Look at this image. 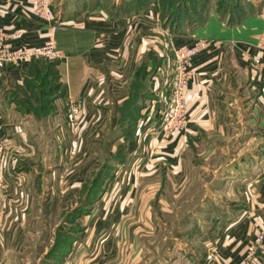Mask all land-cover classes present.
Wrapping results in <instances>:
<instances>
[{
    "label": "crops",
    "instance_id": "obj_1",
    "mask_svg": "<svg viewBox=\"0 0 264 264\" xmlns=\"http://www.w3.org/2000/svg\"><path fill=\"white\" fill-rule=\"evenodd\" d=\"M260 2L254 0L246 17L222 16L212 8L204 25L175 33L160 23L157 1L140 7L136 0H52L60 25L55 38L61 58L0 68V144L6 140L11 149L5 158L17 166L37 156L24 180L33 172L39 178L37 166L51 169L57 157L75 162L79 168L71 171L74 174L69 167L66 172L71 184L44 193L69 197L83 189L91 167L86 163L100 156L94 148L112 133L105 142L132 169L128 195L134 196V203L118 209L125 214L114 224L118 228L126 223L128 233L146 232L144 239L149 240L165 226L167 214L175 212L170 216L175 219L190 204L189 170L192 163L201 162L208 165L199 170L201 177L213 178L208 199L192 214L180 215L188 223L183 225L189 227L186 231L196 230L191 241L200 244L184 246L183 233H178L183 264L204 263L208 242L220 253L214 255L215 264H241L258 235L263 237L258 264H264V72L255 65V59L264 60V1L262 7ZM33 4L34 0H0V30L7 35L24 32L20 39H9L14 49H38L48 37L50 25L33 15ZM199 39L211 43L192 62L195 76L189 86L186 131L166 139L162 121L156 118L144 127L145 134L127 138L122 132L128 131L133 113L131 99L140 101L141 119L158 111L163 92L170 95L175 83V50ZM39 94L46 97L38 102ZM42 101L47 112L39 118ZM44 147L53 153L45 155ZM38 192L33 180L0 187V211L13 213L2 224L31 226L33 220L18 213L23 204L25 211H37L32 196ZM8 195L24 202L7 206Z\"/></svg>",
    "mask_w": 264,
    "mask_h": 264
},
{
    "label": "rangeland",
    "instance_id": "obj_2",
    "mask_svg": "<svg viewBox=\"0 0 264 264\" xmlns=\"http://www.w3.org/2000/svg\"><path fill=\"white\" fill-rule=\"evenodd\" d=\"M184 1L186 0H159L158 10H161L163 15H168L172 12L176 13L177 5ZM193 2L194 5L198 6L196 8L198 13L203 15V21H197L199 24L195 25V29L204 25L212 8L216 9V13H223L222 2L227 7L237 3L241 7L245 6L246 11H249L248 7L254 6V0H193ZM262 4L264 5V2ZM160 21L161 24L164 23L162 17ZM199 40L204 41V39ZM171 94L172 92L170 95L163 92L162 97L172 100ZM130 105L131 109H134L133 104ZM106 135L108 136L104 140L99 138L98 147L94 148V151H97L100 156L93 157L91 163H86L89 167L91 166L86 180V183H88L86 188L81 189L80 192H78L79 190L76 191L79 194L69 197H61V195L55 194V198L54 196L53 198L46 196L44 193L47 190H52V187L60 189V191L65 189L63 187L70 185L72 182L70 178H67V168H70L69 172L71 173V171L75 172L79 166L75 162L68 164L64 158L60 159L61 157H57V160L53 162L54 164H51L52 167L50 165L51 169L47 165L37 166L39 168L37 170L40 173L39 178L33 172L32 176L28 180L25 179V181L22 176L29 174L30 169L34 166L32 163L37 164L38 160L35 159L37 156L30 158L28 162L25 161L24 164L19 163L16 166L13 164L12 159L5 158V156L11 155L9 151L11 149L5 146L7 145L6 140L2 141V144H0V155L3 156L0 157V187L12 188L20 183L25 185L27 181H30L31 184L33 180L39 192L36 193L37 195L32 196L36 201L35 208L38 212L25 211L27 205L23 204L21 209L23 211L18 213L31 218L33 220L31 226L22 225L23 227L20 228L5 227L2 224L4 222L2 220L4 218L9 219V216L13 213L0 211V254L4 255L3 258H0V264H183L184 260L181 255H178L179 249H183V246L178 242L179 239H176L178 233L182 232V240L188 241L183 242L181 240V243L185 244L184 246L195 248L200 245L196 241H191L196 230L189 229L186 231V228L189 227L183 225L188 223L183 221L184 219L180 215L184 213L183 216L186 217L192 214L194 208H198L204 199H208V185L212 183L211 179L213 177H205L204 179L199 174V170H203L202 166L208 165L201 162L192 163L190 170L193 171L189 170V174L192 177L186 184V187L190 190V204H186V207L181 208V212L178 213L179 216L175 219L170 217L172 214H176L175 212L167 214L165 218L167 223L164 222L165 226L159 231L157 230L156 236L151 238V240H149V237L144 239V236H148L146 232H141L138 235L137 230L136 232L131 230L128 233L126 223L120 224L122 228H117L114 224L116 220L121 219L125 214L121 216V213L117 212L118 209L126 208L130 202L134 203V196L130 197L128 195V188L132 183L130 179L132 177V175L130 176L132 169L130 170V166L127 168L126 163L116 162L114 154L116 155L118 152H115L116 149L111 148L105 142L113 134L107 133ZM51 152L53 153V149H49V153H46L44 147L45 155H50ZM14 154L27 157L29 153L14 152ZM105 159L113 163V169L111 173L107 172L105 178H102V172L104 170L107 171L109 168L102 165L105 163ZM12 167L17 168V171H14ZM13 172L17 173L16 176H12ZM73 174L71 173L70 175ZM10 181L14 182L12 186L9 183ZM41 190L43 191L42 193ZM90 197H93L92 203L89 201ZM50 198H52V202L47 205V200ZM59 200H63V205L59 204ZM22 202L24 201H15L14 196H7V206L10 204L11 206L19 207ZM189 208L191 209L190 211H188ZM76 209L79 210V213H77L78 210ZM14 214L16 215L17 213ZM34 217H37L38 222L34 220ZM121 221L125 222L126 220L122 219ZM100 223H102L101 226ZM133 232L135 235L132 234ZM258 238L259 241H262L263 237L258 235ZM3 239H5V243ZM134 240L135 245H137L133 247L132 243ZM259 241L250 246L241 264H246L247 256L251 255L252 252H255L256 255V251L258 253L256 258L259 260ZM107 243H110L108 248ZM212 247L211 242H208V247L206 246V248L209 257L202 264H215V256L220 253L216 246Z\"/></svg>",
    "mask_w": 264,
    "mask_h": 264
},
{
    "label": "built area",
    "instance_id": "obj_3",
    "mask_svg": "<svg viewBox=\"0 0 264 264\" xmlns=\"http://www.w3.org/2000/svg\"><path fill=\"white\" fill-rule=\"evenodd\" d=\"M32 13L50 25V31L44 45L38 49H14L9 43V39H20L24 32L18 31L12 35H7L0 30V68L6 64H21L37 59L58 60L61 58L62 55L58 51L55 38L60 25H58L53 12L52 0H34ZM210 43L208 40H198L191 47H182L175 50L176 78L170 90L172 100H167L165 97L160 99L162 103L160 109L153 115L148 114L139 121L138 135H143L145 133L143 132L144 127L151 126L156 118L162 121L161 135L166 139L186 131L189 121L187 97L190 82L195 76L192 62L196 56L210 46ZM255 65L264 71L263 59H255ZM257 255V251L256 255L255 252L248 255L245 261L246 264H258Z\"/></svg>",
    "mask_w": 264,
    "mask_h": 264
},
{
    "label": "trees",
    "instance_id": "obj_4",
    "mask_svg": "<svg viewBox=\"0 0 264 264\" xmlns=\"http://www.w3.org/2000/svg\"><path fill=\"white\" fill-rule=\"evenodd\" d=\"M150 1H157V3L159 2V0H136V5L142 7L146 3H149ZM236 4H232V5H230V7H227V5H225V3L222 2L221 6L224 7V11L225 12L223 11V13H221V15L225 16L227 14H231V15L239 14L241 17H246V15H248V11H246L245 6L241 7L239 4H237V5ZM177 6H178V8L176 9L177 12L176 13L172 12L171 14H168V15H166V14L163 15L162 11L160 10L161 16H162V19H163L165 25L170 26L173 29H176V30H174V31H176L175 33H178L177 31H180V32L184 31L187 28H192L193 29V28L196 27L195 25L199 24L197 21H203V15L198 13V11L196 10V8H198V6L194 5L193 0H186V1L182 2V3L180 2ZM158 7H159V4H158ZM251 9H252V7L251 8L248 7V10H251ZM185 20H188V21L187 22H183ZM193 23H196V24H193ZM47 71H48L47 72V74H48L50 72V69H48ZM138 93H139V90H138ZM45 97H46L45 95L43 97V95L40 96V94H39V95H36V100L39 102V101H41V99H43ZM154 97L155 96L153 94L150 95V98H154ZM131 100H132V102H130V104H133L134 109H131L133 111V113L131 114V116L128 119V123H129L128 129H127L128 131L122 132V133H124V135H126L127 138L136 136L138 134V122L141 119V115H140V109H141L140 101H138L136 97L132 98ZM43 102H45V101H42V103ZM46 107H45V103H43L40 106L39 109H40V111H42V113L38 112L37 113L38 114L37 117H39V118L46 117V116H44V114L47 112L46 111ZM35 111H38V109H35ZM114 158L116 159V162L119 161V162H121V164L124 161V158L123 157L120 158V156L117 153H116V155L114 154ZM102 165H104L106 167H109L107 171L104 170L102 172V174H101V177L105 178V176H107V172L111 173V171L113 169V163H110L109 161H106ZM110 176H111V174H110ZM87 185H88V183H86L83 186V189H85ZM92 198L93 197H90V199H89V201H91V203L93 202ZM76 210H78V209H76ZM77 213H79V210L77 211Z\"/></svg>",
    "mask_w": 264,
    "mask_h": 264
}]
</instances>
